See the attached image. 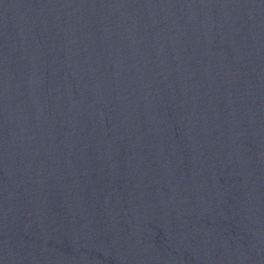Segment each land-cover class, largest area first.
Returning <instances> with one entry per match:
<instances>
[{
    "label": "water",
    "instance_id": "obj_1",
    "mask_svg": "<svg viewBox=\"0 0 264 264\" xmlns=\"http://www.w3.org/2000/svg\"><path fill=\"white\" fill-rule=\"evenodd\" d=\"M0 264H264V0H0Z\"/></svg>",
    "mask_w": 264,
    "mask_h": 264
}]
</instances>
